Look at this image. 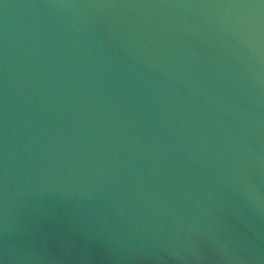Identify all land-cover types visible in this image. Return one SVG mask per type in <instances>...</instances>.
<instances>
[{
  "label": "water",
  "instance_id": "95a60500",
  "mask_svg": "<svg viewBox=\"0 0 264 264\" xmlns=\"http://www.w3.org/2000/svg\"><path fill=\"white\" fill-rule=\"evenodd\" d=\"M0 264H264V0H0Z\"/></svg>",
  "mask_w": 264,
  "mask_h": 264
}]
</instances>
